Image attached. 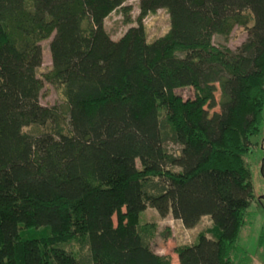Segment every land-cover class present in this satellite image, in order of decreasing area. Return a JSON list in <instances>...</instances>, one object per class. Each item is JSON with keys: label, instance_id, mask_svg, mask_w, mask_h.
Wrapping results in <instances>:
<instances>
[{"label": "trees", "instance_id": "1", "mask_svg": "<svg viewBox=\"0 0 264 264\" xmlns=\"http://www.w3.org/2000/svg\"><path fill=\"white\" fill-rule=\"evenodd\" d=\"M127 1L0 0V264H171L151 248L156 223H139L147 208L186 228L210 217L178 264H233L264 123V0H139L113 40L104 21ZM159 9L169 29L148 42ZM235 25L241 45L213 44ZM44 82L63 104L39 102Z\"/></svg>", "mask_w": 264, "mask_h": 264}, {"label": "rangeland", "instance_id": "2", "mask_svg": "<svg viewBox=\"0 0 264 264\" xmlns=\"http://www.w3.org/2000/svg\"><path fill=\"white\" fill-rule=\"evenodd\" d=\"M139 0H129L124 5L131 9L125 13L122 9L113 11L104 21V27L113 40H118L128 28L137 25L139 16ZM129 19V22H127ZM148 42L154 41L167 33L169 29V16L165 9H159L154 13H148L142 20ZM252 22H250L249 26ZM247 37V29L244 26L235 25L227 36L214 35L215 46H227L235 50ZM50 38L41 42L42 65L38 75L43 77L52 66L49 51ZM175 93L183 99L193 98L194 90L190 87L179 88ZM219 89L215 93L218 102ZM39 102L44 106L63 104L61 91L52 84L44 82ZM210 114L219 112V106L210 109ZM264 117V111H263ZM252 145L246 155V161L251 170V184L253 188V200L247 210L245 223L241 228L237 239V247L231 255L233 264H264V123L258 136L251 138ZM168 151L178 154L180 147L173 143L165 144ZM140 167L139 161L136 162ZM177 170V168H176ZM139 223H156V231L151 241L152 250L170 258L171 264H178V256L175 249L183 244H192L199 233L208 232L212 228L210 217L203 216L200 222L193 228H186L180 220L174 219L170 214L161 217L153 208H147L140 214ZM209 235V234H208ZM68 249L76 250L78 245L73 242L66 246Z\"/></svg>", "mask_w": 264, "mask_h": 264}]
</instances>
